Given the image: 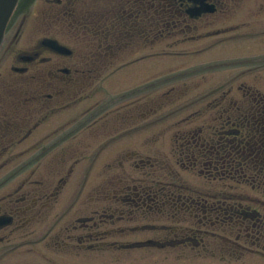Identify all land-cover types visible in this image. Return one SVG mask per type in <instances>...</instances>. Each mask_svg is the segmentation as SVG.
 I'll list each match as a JSON object with an SVG mask.
<instances>
[{
  "label": "flooded vegetation",
  "instance_id": "obj_1",
  "mask_svg": "<svg viewBox=\"0 0 264 264\" xmlns=\"http://www.w3.org/2000/svg\"><path fill=\"white\" fill-rule=\"evenodd\" d=\"M205 2L214 11L192 19V0L19 1L0 50V216L11 220L0 225V252L38 236L34 231L51 216L58 224L77 204L78 214L57 228L53 241L78 258L130 247V233L143 232L133 229L138 226L162 222L164 229L153 232L169 234L173 212L211 211L220 226L230 223L226 229L236 230L237 240L264 248V208L222 202L242 196L238 168L240 178L264 195V65L249 66L238 91L234 81L209 88L198 126L188 120L174 133V162L198 168L197 196L179 191L186 186L179 177L169 179L175 171L168 141L157 148L145 139L142 148L151 155L140 154L144 132L169 122V112L156 116L157 94L159 100L167 96L169 108V75H161L169 66L156 72L154 64L169 50L156 52L157 43L167 41L170 49L182 37L208 40L199 52L264 54V2L255 7L258 17L245 0ZM50 41L69 51L58 52ZM115 75V96L102 100L98 94ZM209 81L203 75L204 84ZM223 104L232 110L223 113ZM91 171L99 181L84 192ZM73 180L74 200L55 211ZM163 237L146 240L169 243Z\"/></svg>",
  "mask_w": 264,
  "mask_h": 264
},
{
  "label": "rangeland",
  "instance_id": "obj_2",
  "mask_svg": "<svg viewBox=\"0 0 264 264\" xmlns=\"http://www.w3.org/2000/svg\"><path fill=\"white\" fill-rule=\"evenodd\" d=\"M244 2V1H243ZM264 0H245V7L248 8L252 13L255 14L256 17H258L257 14L260 13L261 9L255 8L259 6ZM243 4V3H242ZM241 17V15H237ZM250 18V17H248ZM245 21L244 19L232 21V23H241ZM209 42L208 40L205 41H200L198 43V47L206 46L208 45ZM196 45H193L192 47H195ZM189 47V48H192ZM156 52H159L161 50L167 51L169 50V47L167 46V41H161L156 44L155 47ZM160 49V50H159ZM177 49H182L181 46L176 47ZM210 51V48L203 51L204 54H207ZM173 58V57H172ZM170 57H156L155 58V70L156 72L163 67H168V71L162 72L161 75H169V76H174L175 74L185 72L186 70H191V69H196L200 68L204 65V62L206 58L202 59L200 56L193 57L188 60V66H183L181 67L182 61H180L177 58H174V61ZM213 58V57H211ZM183 59V58H181ZM219 60V59H217ZM184 63V62H183ZM182 63V64H183ZM202 71V70H199ZM198 71V72H199ZM235 72L231 70H214V71H209V73L205 74L206 76L209 75H217L220 77H223L225 75V81L229 79L228 76L233 75ZM203 75H201L202 77ZM118 77L115 75L113 76L110 80L107 81V86L105 90L101 91L102 95L98 94L102 100L105 97H113L116 94V91L113 89L114 86L117 85L118 82ZM190 81H192L191 77H188ZM168 85V84H166ZM207 84L202 83V87ZM190 98V95H188ZM159 95L157 94V99L155 100V103L160 102V104H156V109L160 107V109L156 110V116L162 117L166 113L169 112V122L167 123H162L159 125L154 126L153 132L147 131L144 132L147 136H141L140 139L142 138H147V142L149 141L152 144H157V148L162 146L164 144V141L169 142V150L172 148L171 144L173 141H176V138L173 136L174 133L176 132H181L182 130H185L187 125H177L175 121L177 118L174 117V114L172 115L171 113V107L169 108L165 105V103H168L167 96H165L164 99L159 100ZM194 107V106H193ZM191 106L187 107V113L190 114L192 112ZM169 110V111H168ZM174 110V109H173ZM146 112V107H143L139 110V116L142 117V114ZM186 113V114H187ZM193 120V117H192ZM161 121V120H159ZM142 123V122H140ZM199 124L198 121L193 120L192 123V128L197 127ZM177 125V126H176ZM140 154L144 156L151 155L150 153L147 152H140ZM160 154H153V156L157 157ZM86 168V166H85ZM95 171V170H94ZM94 171L92 173V179L89 180V182L84 185V192H87L89 188L93 189L95 187V182H98L99 179L94 178ZM193 173H190L188 171H183V174H173V176L169 175V179L172 177H175L176 179L179 177L181 180H183V177L188 180L189 182L196 181L198 182V179L194 178V175H191ZM74 180L71 181L66 189L59 195L58 197V203L59 206L55 208V211L64 209L68 206L69 202H72L75 198L74 196ZM17 184H12L11 187H15ZM243 192L245 195L250 196L255 199H263V195L260 193L254 191L251 187L245 186L243 187ZM87 199V198H86ZM85 199V201H86ZM78 200V199H76ZM75 200V201H76ZM84 201V202H85ZM64 205V207H62ZM62 207V208H61ZM79 204L75 205V207L69 211L68 214L64 216V220H60L58 224L55 225L56 218L51 216L48 220H45L44 227L38 228V230L34 231V226L31 227L27 232L34 231L39 233L38 236H35L30 239H28L26 245L25 243L21 244L18 247H7V254H4L3 252H0V264H99L98 262L100 261V264H114L116 261V257H118L120 261V264H221L215 259H203V258H198L192 254H189V251H184V254L181 252L184 249H165L159 251L158 249H151V248H143L138 251L134 250H124L121 252H115V251H110L107 250L105 252L103 251H87L85 252L86 257H80L78 259L72 260V256H68L67 254H63L62 252H70L67 249H61L58 246V243L53 241L54 236L56 235V230L57 228H63L68 220H70L74 214H78L80 208ZM61 208V209H60ZM65 223V224H64ZM33 225V224H32ZM42 229V230H41ZM43 236V240H41V237ZM46 238V239H45ZM212 238V237H210ZM213 239V238H212ZM31 240V242H29ZM35 240V241H33ZM38 243H37V242ZM215 242V244L220 245V242L218 239L212 240ZM10 249H14L12 251H9ZM62 251V252H60ZM130 256V258H128ZM248 256V255H247ZM244 258L236 262V264H247L249 260H251L254 255L249 256L248 258ZM72 260V261H71ZM264 264V262H262ZM224 264H233L225 262Z\"/></svg>",
  "mask_w": 264,
  "mask_h": 264
},
{
  "label": "water",
  "instance_id": "obj_3",
  "mask_svg": "<svg viewBox=\"0 0 264 264\" xmlns=\"http://www.w3.org/2000/svg\"><path fill=\"white\" fill-rule=\"evenodd\" d=\"M18 3V0H0V46L4 39L6 25Z\"/></svg>",
  "mask_w": 264,
  "mask_h": 264
}]
</instances>
